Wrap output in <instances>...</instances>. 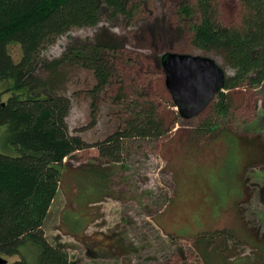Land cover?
Wrapping results in <instances>:
<instances>
[{
  "label": "trees",
  "instance_id": "16d2710c",
  "mask_svg": "<svg viewBox=\"0 0 264 264\" xmlns=\"http://www.w3.org/2000/svg\"><path fill=\"white\" fill-rule=\"evenodd\" d=\"M240 1L242 12L238 24L224 25L220 21L217 0H197L183 1L177 11L181 24L165 28L160 18L149 20L140 15L146 0H0V132L5 133L10 150L0 151V256L8 259L7 264H77L66 245L51 243L44 231L59 189L67 192L69 202L75 206L68 204L63 211L62 230L83 241L91 258L112 257L108 250L98 247V242L85 240L83 232L88 218L85 210L104 195L118 198L110 191V177L117 170L124 140L163 137L186 117L180 109L166 116L154 96L143 99L144 93L127 91L120 68L125 60L124 49L127 46L157 48V39L165 42L171 36L173 40L174 35L188 29L195 45L220 53L231 71L214 98V110L228 115L233 89L264 83V0ZM119 19L134 27L133 37L112 32L110 28ZM84 27H96L94 36L80 39L70 34L71 40L59 58L40 57L62 35ZM11 45L20 47L19 60L15 59ZM154 54L159 55L156 60L164 68L163 56L167 53L160 55L156 50ZM63 67L93 73L95 83L89 96L94 120L97 103L105 99L112 85L120 82L115 99L124 105L125 116L120 127L106 139L89 144L71 133L67 117L72 100L60 89L66 80ZM169 105L173 106L171 102ZM205 125L198 129L201 135L206 133L202 130L215 131L214 123L206 121ZM90 147L97 148L101 156L114 163L71 168L65 161L76 151ZM83 174L91 179L87 185L81 178ZM71 185L76 188L73 193L68 190ZM249 187L245 179L241 192L230 199L232 202L229 200L227 207L234 209L236 218L241 214L237 210L242 203L239 199L250 192ZM258 194L264 202V184L259 185ZM235 238L227 230L210 237L200 235L195 245L208 264H226V259L217 252H224L221 244ZM255 238L259 239L256 247L260 255L251 264H264V238ZM216 239H220L219 245L210 250ZM119 246L122 247H116ZM10 257L17 259L11 261ZM247 262L241 259L236 264Z\"/></svg>",
  "mask_w": 264,
  "mask_h": 264
},
{
  "label": "rangeland",
  "instance_id": "374dc122",
  "mask_svg": "<svg viewBox=\"0 0 264 264\" xmlns=\"http://www.w3.org/2000/svg\"><path fill=\"white\" fill-rule=\"evenodd\" d=\"M183 1L197 0H146L140 15L149 20L160 18L161 26L176 28L181 24L177 11ZM217 2L219 18L224 25L240 22V0ZM96 29L74 28L44 49L40 57L59 58L71 40L70 34L85 39L93 37ZM110 29L117 35L131 36L134 27L119 19ZM180 34L174 35L173 40L168 36L165 42L157 39V48L127 46L125 60L120 66L127 91L144 93L143 99L154 96L162 104L166 116L170 111H179V107L173 103L165 69L156 60L159 55L154 54L156 50L160 55L174 52L210 57L231 74L220 53L195 45L188 29ZM11 50L19 60L20 47L11 45ZM62 70L66 80L61 85V93L72 100L67 117L71 133L89 144L106 139L120 127L125 116L124 105L115 99L120 82L112 85L105 99L97 103L94 120L89 96L95 83L93 73L70 67ZM43 75H46L44 71ZM135 94L131 96L133 99ZM231 94L233 100L228 115L218 114L213 100L197 115L181 118V122L163 137L124 140L120 161L116 163L119 168L110 177V191L118 198L104 195L100 201L89 204L88 210L84 209L88 215L83 232L85 240L98 242V247L108 250L112 257L91 258L83 241L62 230V213L68 204L73 205L63 189H59L44 224L47 239L53 244L66 245L77 264H208L195 245L196 237H210L228 230L236 238L221 244L224 252H217L220 258L224 257L226 264H236L241 259L248 261L243 264H251L260 255L256 247L259 239L255 236L264 238V202L258 194L259 185L264 184V83L258 87H239ZM206 121L214 123L215 131L202 130L206 133L201 135L198 129L206 126ZM0 151L10 152L2 132ZM65 161L71 168L114 163L101 156L95 147L76 151ZM81 178L85 185L91 182L87 174ZM245 179L250 184V192L239 199L242 203L237 210L241 214L236 218L234 209L227 205L237 192H241ZM68 190L75 192L76 188L71 185ZM219 240L212 242L209 249H215ZM125 246H129L128 249ZM15 259L17 257L9 258Z\"/></svg>",
  "mask_w": 264,
  "mask_h": 264
},
{
  "label": "water",
  "instance_id": "95a60500",
  "mask_svg": "<svg viewBox=\"0 0 264 264\" xmlns=\"http://www.w3.org/2000/svg\"><path fill=\"white\" fill-rule=\"evenodd\" d=\"M166 85L181 112H202L223 87L226 71L213 58L169 52L163 56ZM8 259L0 256V264Z\"/></svg>",
  "mask_w": 264,
  "mask_h": 264
}]
</instances>
